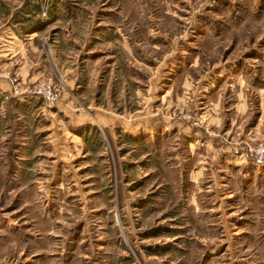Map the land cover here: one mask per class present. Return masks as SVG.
I'll list each match as a JSON object with an SVG mask.
<instances>
[{
    "label": "rangeland",
    "instance_id": "obj_1",
    "mask_svg": "<svg viewBox=\"0 0 264 264\" xmlns=\"http://www.w3.org/2000/svg\"><path fill=\"white\" fill-rule=\"evenodd\" d=\"M1 13L36 31L31 69H0L3 101L59 111L64 149L45 208L34 184L0 182V222L16 223L0 264H264V162L248 156L264 143V0H0ZM240 153L248 165L230 162Z\"/></svg>",
    "mask_w": 264,
    "mask_h": 264
},
{
    "label": "crops",
    "instance_id": "obj_2",
    "mask_svg": "<svg viewBox=\"0 0 264 264\" xmlns=\"http://www.w3.org/2000/svg\"><path fill=\"white\" fill-rule=\"evenodd\" d=\"M0 16L2 17L0 19V69L13 68L21 61L24 65L22 64L18 70H24L25 65L31 69L34 64L31 59L26 61L24 52L27 51L26 47L31 45L36 34V31L33 30L32 15L22 14L21 17L12 18L11 13L7 15L1 13ZM36 67L32 69L33 72ZM22 79H26V75ZM8 85V81L1 77L0 182L4 180L16 182L22 179L24 184L20 189L23 191H25V183H28V185L34 184L37 192L34 195L39 196L40 199L38 204H41V200L44 199L42 208H45L49 200H52L50 199L53 192L51 190H59L58 181L62 176V172H58V166L63 164L64 144L62 137L64 136V127L58 125L56 120L59 111L40 109V106H38V109L24 108V106H28L33 102L31 97L27 98L26 101L22 99H13L10 103L3 101L4 94L8 91ZM51 127H53V130H50L51 132L47 134ZM58 127L60 128L59 133ZM239 149L241 148L239 147ZM234 150L237 151L236 148ZM230 162L238 163V166L249 164L246 162L243 153H240L237 157L234 156ZM51 196L55 197L56 195ZM32 203L34 202L31 201V205ZM50 208L52 209V207ZM50 212L53 214V209ZM3 217L8 218L5 214H3ZM49 223H54L57 226L58 219L56 217L50 218ZM15 226L16 223L14 222H0V232L7 230L6 228L15 229ZM31 226L30 230L31 228L34 229ZM30 237L38 240L36 235ZM1 243L2 240H0V245ZM11 244L13 245V243ZM36 254H31V256H36Z\"/></svg>",
    "mask_w": 264,
    "mask_h": 264
},
{
    "label": "built area",
    "instance_id": "obj_3",
    "mask_svg": "<svg viewBox=\"0 0 264 264\" xmlns=\"http://www.w3.org/2000/svg\"><path fill=\"white\" fill-rule=\"evenodd\" d=\"M39 93L43 95L49 105H54L55 103H57V97L53 93H51L49 88H40ZM248 152V156L251 158L255 165L258 166L264 162V143H261L256 149H248Z\"/></svg>",
    "mask_w": 264,
    "mask_h": 264
}]
</instances>
